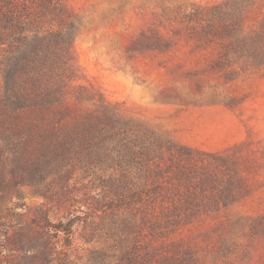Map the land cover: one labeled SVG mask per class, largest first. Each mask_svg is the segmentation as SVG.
<instances>
[{
    "label": "rangeland",
    "instance_id": "374dc122",
    "mask_svg": "<svg viewBox=\"0 0 264 264\" xmlns=\"http://www.w3.org/2000/svg\"><path fill=\"white\" fill-rule=\"evenodd\" d=\"M224 1L65 0L78 69L66 99L109 111L147 145L228 155L240 195L151 237L110 207L109 162L76 169L66 187L51 176V198L21 185L0 204V264H264V67L214 66L219 40L197 36L190 16ZM256 2L245 30L264 14Z\"/></svg>",
    "mask_w": 264,
    "mask_h": 264
},
{
    "label": "trees",
    "instance_id": "16d2710c",
    "mask_svg": "<svg viewBox=\"0 0 264 264\" xmlns=\"http://www.w3.org/2000/svg\"><path fill=\"white\" fill-rule=\"evenodd\" d=\"M258 6L225 0L190 12L197 36L219 40L214 66L235 56L264 67V14L244 27ZM74 29L65 0H0V204L10 191L19 196L21 185L51 198V176L66 187L76 169L89 174L106 161L115 170L110 207L128 210L132 225L148 228L151 237L233 202L241 185L228 155L160 140L150 146L129 138L109 111L67 102L78 70ZM54 227L70 233L61 220Z\"/></svg>",
    "mask_w": 264,
    "mask_h": 264
}]
</instances>
